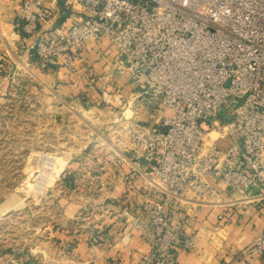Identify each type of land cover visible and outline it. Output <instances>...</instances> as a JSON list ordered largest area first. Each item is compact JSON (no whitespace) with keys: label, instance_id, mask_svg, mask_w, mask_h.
Returning a JSON list of instances; mask_svg holds the SVG:
<instances>
[{"label":"built area","instance_id":"1","mask_svg":"<svg viewBox=\"0 0 264 264\" xmlns=\"http://www.w3.org/2000/svg\"><path fill=\"white\" fill-rule=\"evenodd\" d=\"M19 17L29 61L80 75L86 45L107 39L118 75L149 95L112 130L150 225L140 264H182L197 247L193 199L264 193V0H22ZM261 253L264 230L246 248Z\"/></svg>","mask_w":264,"mask_h":264},{"label":"rangeland","instance_id":"2","mask_svg":"<svg viewBox=\"0 0 264 264\" xmlns=\"http://www.w3.org/2000/svg\"><path fill=\"white\" fill-rule=\"evenodd\" d=\"M13 38L0 58V264H77L59 249L56 232L78 205L77 224L86 231L106 220L109 184L100 166L121 146L112 130L123 113L136 115L139 101L150 98L143 86L125 90L133 81L115 71L98 97L59 98ZM106 62L113 66L115 57ZM73 161L79 167L68 169ZM94 236L105 242L101 232Z\"/></svg>","mask_w":264,"mask_h":264},{"label":"crops","instance_id":"3","mask_svg":"<svg viewBox=\"0 0 264 264\" xmlns=\"http://www.w3.org/2000/svg\"><path fill=\"white\" fill-rule=\"evenodd\" d=\"M21 2L0 0V58L6 40L10 42L16 37L14 32L21 30ZM108 45L107 39L101 44L86 45L80 57V75L36 63V57L30 58V63L34 65L36 77L57 97L85 101L88 97L100 96L103 81L111 77L110 71L116 72L112 70L115 64L112 66L106 62L109 56L114 57ZM118 81L116 85L121 86ZM127 85H124L125 90L137 88L134 82ZM119 164L116 158H112L100 166L105 182L109 184L103 199L108 213L102 218L108 222L104 220L103 224H96L86 231L77 224L80 218L78 205L75 216L71 213L73 215L66 218L65 224L56 232L59 249L69 252L77 264H140L141 255L151 249L149 222L145 217L137 220L138 211L133 209L140 202V195L131 189L137 174L129 164ZM67 167H79V162L73 161ZM186 210L187 232L195 236L197 247L181 251L179 259L182 264H264V253L254 257L246 254L247 246L264 230V193L260 194L259 190L249 193L225 190L202 202L193 199ZM221 213L225 214L224 219L220 217ZM95 231L103 234L104 243H95L98 238L94 236Z\"/></svg>","mask_w":264,"mask_h":264}]
</instances>
